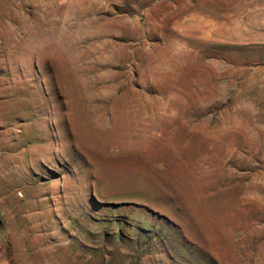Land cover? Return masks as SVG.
I'll use <instances>...</instances> for the list:
<instances>
[{"label": "rangeland", "instance_id": "374dc122", "mask_svg": "<svg viewBox=\"0 0 264 264\" xmlns=\"http://www.w3.org/2000/svg\"><path fill=\"white\" fill-rule=\"evenodd\" d=\"M0 264H264V0H0Z\"/></svg>", "mask_w": 264, "mask_h": 264}, {"label": "water", "instance_id": "95a60500", "mask_svg": "<svg viewBox=\"0 0 264 264\" xmlns=\"http://www.w3.org/2000/svg\"><path fill=\"white\" fill-rule=\"evenodd\" d=\"M10 224L4 215L3 207L0 205V249L10 242Z\"/></svg>", "mask_w": 264, "mask_h": 264}]
</instances>
